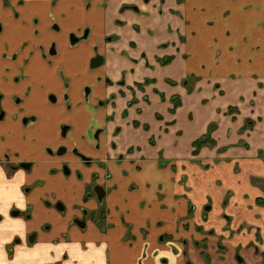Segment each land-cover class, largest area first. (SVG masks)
<instances>
[{
	"label": "crops",
	"instance_id": "1",
	"mask_svg": "<svg viewBox=\"0 0 264 264\" xmlns=\"http://www.w3.org/2000/svg\"><path fill=\"white\" fill-rule=\"evenodd\" d=\"M36 1L39 22L22 10L17 45L23 28H38L43 47L49 36L66 46L69 56L62 51L56 59L70 73L86 66L114 80L128 76L125 88L132 86L134 95H119L115 112L88 109L86 122L70 121L87 136L92 128L104 131L81 146L89 163L68 158L69 175L41 144L31 178L43 181L24 197L21 182L0 162L3 264H264V28H252L249 16L261 11L264 20V0H167L162 29L154 26L158 10L144 17L125 8L136 0ZM209 20L223 23L220 37ZM86 27L88 37L70 45V35ZM7 34L4 27L0 39ZM219 40L225 59L215 55ZM98 52L104 60L91 67ZM130 97L137 99L127 105ZM7 121H0V132ZM93 182L106 189L105 228L90 219L85 227L71 223L84 208H98L97 199L84 201ZM28 204V218L10 213Z\"/></svg>",
	"mask_w": 264,
	"mask_h": 264
},
{
	"label": "flooded vegetation",
	"instance_id": "2",
	"mask_svg": "<svg viewBox=\"0 0 264 264\" xmlns=\"http://www.w3.org/2000/svg\"><path fill=\"white\" fill-rule=\"evenodd\" d=\"M166 2L167 0H136L125 5V8L129 7L144 17H149L158 10L161 15L160 18L154 20L156 21L154 26L162 29L167 22L164 17ZM253 5L255 11L262 9L260 4L253 3L249 4V8H253ZM19 8L20 10H18ZM23 9L25 16H32L34 25L38 24L39 18L35 15L41 11V8L36 0H1L0 2V34L4 27L8 31L6 38L0 39V121L6 119V116L8 118L11 116L10 121H7L10 122L8 128L6 127L5 131L0 132V162L6 167L8 176L12 179L17 178L18 184L21 182L20 189L25 197L43 181L39 178H31L43 155L40 151L41 144L45 143V155L56 161H61L60 170L69 175L72 170L68 169L71 167L68 158L75 156L82 159L86 164L92 159L90 155L81 150V146L87 147L89 145L87 135L80 132L73 137L70 134L73 129L70 121L82 120L86 122L88 109H93L95 113H100L103 110L115 112L118 108L119 95L123 98L130 93L134 95V89L131 86L128 90L124 87L126 85L122 80H114L108 74L96 75L94 68L89 71V68L87 69L85 66L82 68L75 66L70 73L65 65H60L61 62L57 61L62 51L64 56H69V52L64 51L66 46L59 45L56 37L50 38L49 36L46 37V41L49 40V46L44 45L43 47V41L40 42L42 33L40 35L37 28H23L21 33L25 31L26 36L17 45L16 39L20 32L17 25L20 23L18 21L22 19ZM169 9L172 13L177 14L174 7ZM261 15V11L249 14L250 18L254 19V22H251L252 28L258 23L264 28V20L259 18ZM169 26L171 27V23ZM52 28L55 32H59L61 29L57 23H53ZM89 30L86 27L80 35L72 33L75 39H79L72 43L69 38L70 45L86 39L90 33ZM81 36L82 38H80ZM23 51H27V54L22 58ZM56 57L58 58L56 59ZM98 58L103 62V57L96 55L91 60V67L98 66L93 64V62H99ZM102 62L100 63L102 64ZM3 63L6 64L1 66ZM34 72L37 75L41 74V77L33 76ZM126 74L124 73V75ZM92 98L96 99L95 104H93ZM136 99L130 97L127 100V105H132ZM60 114H65L66 117L63 123H60L59 132L54 133V124L58 119L62 120V118H58ZM16 122L19 123V130L12 128L14 127L12 124ZM96 130L94 132L95 138L104 131L102 128ZM112 144L114 145V142ZM95 146L99 148L98 141L95 142ZM127 150L130 151L131 149L128 148ZM29 175L30 179L26 183L24 179L26 176L28 178ZM96 186L102 185L97 184L92 188L90 185L87 186L84 201L95 198L99 202L98 208H84L81 216L74 217L71 222L73 225L85 227L88 219H90L101 228H105L107 209L101 207L100 203L106 195L100 201L95 192ZM102 187L105 189L104 186ZM16 198L17 195L12 197L10 202L17 200ZM45 204L52 206L53 202L46 199ZM54 207L60 209L61 212L66 210L62 201H56ZM31 209L32 205L28 204L22 211L13 207L10 213L14 216L20 215L28 218ZM205 209H210V205H207ZM44 227L47 228V225L45 224ZM36 234L37 232H33L32 236ZM17 240H19L18 237H15L14 242Z\"/></svg>",
	"mask_w": 264,
	"mask_h": 264
},
{
	"label": "rangeland",
	"instance_id": "3",
	"mask_svg": "<svg viewBox=\"0 0 264 264\" xmlns=\"http://www.w3.org/2000/svg\"><path fill=\"white\" fill-rule=\"evenodd\" d=\"M199 1H201V0H199ZM229 1V0H228ZM222 5H223V3H222ZM118 11H120V10H118ZM119 13V12H118ZM121 16V15H120ZM216 19H219V15L217 14V15H215L214 16ZM228 17V18H227ZM227 17H224V18H227V20H226V22H225V25H228L229 24V15L227 16ZM117 20H118V18H117ZM209 21H211V22H214L213 23V25L211 24V25H209L210 27H212V30H213V32L214 33H218L219 34V37L221 36V30H222V28H223V23L221 22V21H212V20H209ZM208 22V21H207ZM233 22H235V21H233ZM118 27V26H117ZM204 28V27H203ZM38 29V28H37ZM217 48H216V52H215V55H216V58H218V59H225V57H226V55H225V50L224 51H221V53L219 54V48L220 47H222V45H221V41L219 40L218 42H217ZM123 50H126V49H122V51ZM223 50V49H222ZM205 51H206V49H205ZM128 51L126 50V53H127ZM150 53V52H149ZM207 53H208V51H206V55H207ZM100 55V53L98 52L97 53V55ZM95 57V56H94ZM93 58V57H92ZM133 58V60L135 61V57H132ZM117 60V59H116ZM109 62H108V65L111 67H115L116 65H117V63H116V61H115V58L113 59V58H111L110 57V59L108 60ZM86 67V66H85ZM96 70H98V69H96ZM125 76V75H124ZM126 78H123V76L122 77H120V78H118L119 80H122V82L124 83V85H126V86H130V84L129 83H127V81L126 80H128L129 78H128V76H125ZM126 86H124V87H126ZM236 111H238V110H236ZM66 117V115L65 114H60L59 115V117L58 118H62V123H63V120H64V118ZM10 118H11V116L8 118L7 116H6V121L8 120V121H10ZM260 124H262V122H261V120H260ZM97 130L96 129H91L89 132H88V136H87V138H89L91 141H93V140H95V133L94 132H96ZM79 132V129H76V128H73V130L72 131H70V134L73 136V137H75L76 136V133H78ZM60 133H61V130H60ZM160 164H163V162L162 163H160ZM68 169H70V171H71V167H68ZM63 172V171H62ZM97 184H99V183H93V184H91L90 185V187L92 188L93 186H95V185H97ZM108 204V202H107V200L106 199H104V201H102V203H100V205H101V207H103V208H106V205ZM202 255L204 256V258L206 259H208L209 257H208V253L207 252H205L204 251V253H202Z\"/></svg>",
	"mask_w": 264,
	"mask_h": 264
},
{
	"label": "water",
	"instance_id": "4",
	"mask_svg": "<svg viewBox=\"0 0 264 264\" xmlns=\"http://www.w3.org/2000/svg\"><path fill=\"white\" fill-rule=\"evenodd\" d=\"M78 39H79V38H78ZM78 39H77V38L75 39V36H74L73 34L70 35V40H71L72 43H75ZM98 59H99V62L96 61V62H98V63L93 62V64L100 65V64H101L100 62H102V60H101L100 58H98ZM95 192L97 193L98 199H99L100 201H101V200L105 197V195H106V191H105V189H104L102 186H96V187H95Z\"/></svg>",
	"mask_w": 264,
	"mask_h": 264
},
{
	"label": "trees",
	"instance_id": "5",
	"mask_svg": "<svg viewBox=\"0 0 264 264\" xmlns=\"http://www.w3.org/2000/svg\"><path fill=\"white\" fill-rule=\"evenodd\" d=\"M206 140H208V138H205L204 140H199V141H196L195 144H196V147L199 146L202 142H205Z\"/></svg>",
	"mask_w": 264,
	"mask_h": 264
},
{
	"label": "clouds",
	"instance_id": "6",
	"mask_svg": "<svg viewBox=\"0 0 264 264\" xmlns=\"http://www.w3.org/2000/svg\"><path fill=\"white\" fill-rule=\"evenodd\" d=\"M20 207H23V205L21 204ZM0 264H3V261L2 260H0Z\"/></svg>",
	"mask_w": 264,
	"mask_h": 264
}]
</instances>
